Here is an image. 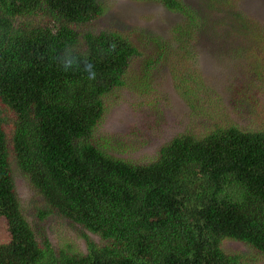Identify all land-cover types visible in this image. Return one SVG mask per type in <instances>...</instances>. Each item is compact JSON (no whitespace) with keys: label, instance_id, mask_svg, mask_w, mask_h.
<instances>
[{"label":"trees","instance_id":"1","mask_svg":"<svg viewBox=\"0 0 264 264\" xmlns=\"http://www.w3.org/2000/svg\"><path fill=\"white\" fill-rule=\"evenodd\" d=\"M134 1L179 13V45L143 56L137 29L96 25L102 0H0V218L8 234L0 264H264V32L244 14L227 16L239 36L254 39L243 62L259 64L233 87L253 114L241 124L201 97L207 90L191 60L195 12L181 0ZM135 59L141 73L160 61L169 67L181 95L207 103L209 119L143 161L92 135ZM147 82L135 90L149 94ZM12 167L38 205L30 224ZM48 217L77 225L84 250L69 239L53 247Z\"/></svg>","mask_w":264,"mask_h":264},{"label":"rangeland","instance_id":"2","mask_svg":"<svg viewBox=\"0 0 264 264\" xmlns=\"http://www.w3.org/2000/svg\"><path fill=\"white\" fill-rule=\"evenodd\" d=\"M181 1L196 14L194 32L190 34L195 51L191 60H196L201 72L198 75L208 92L201 97L217 104L214 109L220 115L230 110L233 122L246 124L253 114L239 105L233 87L240 85L242 75L250 79L247 72L252 74L259 64L243 62L245 52L253 48L254 39L239 36V26L233 25L227 16L231 12L244 14L264 32V0ZM102 2L104 12L96 20V25L118 30L137 29L139 32H134L133 37L143 56L159 53L160 47L175 48L179 45L176 29L182 28L185 21L179 13L165 10L159 4L134 0ZM255 51L258 56L260 51L257 48ZM238 60L241 63L236 68L234 65ZM142 62L135 59L129 64L127 86L123 87L121 96L110 105H105L104 115L92 134L100 144L111 147L113 151L121 149L135 161H143L152 155L155 148L172 135L197 129L209 120L207 103H191L190 97L187 99L181 95L173 84L169 67L160 61L148 66L146 73H141L139 67ZM143 80L148 81L149 94L135 90ZM253 81L257 83V80ZM250 92L254 90L250 89ZM107 100L108 95H105L103 102ZM117 155L121 156L120 153ZM11 176L20 208L30 224L38 209L34 193L17 168L12 167ZM42 224L53 247L59 246L63 239H69L79 250H84L83 241L76 233L79 230L77 225L66 224L56 217H48ZM87 236L96 240L89 232ZM7 238L5 222L0 218V241L4 242ZM226 247L234 250L240 245L228 242Z\"/></svg>","mask_w":264,"mask_h":264}]
</instances>
